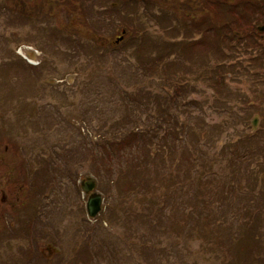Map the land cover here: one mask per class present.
<instances>
[{
    "label": "rangeland",
    "instance_id": "374dc122",
    "mask_svg": "<svg viewBox=\"0 0 264 264\" xmlns=\"http://www.w3.org/2000/svg\"><path fill=\"white\" fill-rule=\"evenodd\" d=\"M90 4H92L90 0L85 2V5ZM94 5L96 8L104 9L108 3L105 0H95ZM238 10L242 11V8ZM9 13V9L0 8V121L7 119L9 115L7 113V110L11 108L9 101H16L23 95L29 97L32 92L28 89L30 87L35 88L45 96L43 101H47L48 109L57 117L55 124L48 128V140L51 141L48 147V156L49 158L56 157L55 152L59 148H63L61 152L66 153L64 160L49 163L47 182H43L40 177L33 178L32 181V191L35 192V195L37 193L39 201H41V194L43 193L42 188L46 189L48 193L46 200L50 202L47 210H49L51 217L44 220L38 219L36 224L29 229L26 228L27 222L24 221L19 224L20 228L17 232V248L19 250L22 249L23 252H26L27 249H33L30 252L33 254L34 250L43 246L44 242L49 241L60 244L63 257L54 258V260L47 262L41 257L37 261L27 257L24 264H138L139 262L145 264L142 255L139 256L137 249L130 243L143 242V234L149 238L150 225L147 223L145 228L140 227V224H145V221L136 220V211L139 206H135L132 210H126L125 203H120L124 199L119 200L120 190L128 185L148 193L151 192L155 184L153 179L157 180V175H155L157 169L160 176L165 178V181L156 182L158 187L167 186L168 184L165 182L170 180L172 174H177L180 177V186L184 185V170L186 168L180 169L175 166L181 164L182 160L185 159L187 154L184 156L182 152L185 151L186 146L196 158L198 156L201 158L204 156L208 159L217 158L213 169L218 172L222 171L224 174L230 172L227 164L231 159V150L237 149L236 151L240 154H248L252 168L259 178L257 185H254V193L257 194L264 190V110L261 109L257 125L254 127L252 125L254 108L251 104V101L254 100L253 80L259 84L257 86L260 87L259 91L261 89L264 93V84H260L263 79H258L254 75L263 72L250 66V69L254 71L249 79L247 76H242L239 70H236L234 77L228 74L230 76L227 78L225 86L223 83L219 86L211 85L209 82L196 83L193 76L189 75V83L174 93V89L169 88L165 81H161L160 84V78H157L159 83L157 89L154 79L144 77L138 69L136 58L130 54L128 49H114L108 53H102V57L96 56V58L91 55V50L85 51L82 50L85 48L80 50L75 48L70 50L69 55L77 54V57L69 58L47 49V34H43L44 40L38 43L41 47L32 39L26 41L24 36L30 31L34 34L33 28L29 23L22 21L19 13L12 15L11 12L10 17ZM120 16L119 14L115 15L117 21ZM77 17L78 14L71 20L69 26L66 23L68 24L70 20L64 16H58L56 20L50 19L51 22L44 24L41 23V19L37 22L33 20V22L37 27L41 24L46 26V31L52 27L60 26L69 30L70 25L75 24L78 20ZM238 28L243 30V27ZM150 29L155 34L164 32L162 27L157 25L151 26ZM85 33L88 32L85 31ZM112 33H100L101 39L104 38L108 42L113 39ZM227 33L228 38H231L230 30ZM171 35L176 36L175 34ZM217 37L218 35L209 33L206 42L224 49L222 51L224 53L222 57H224L220 61L226 64L242 62L245 66L249 64L254 55L251 53V47L242 48L240 53L233 52L230 50L231 41L228 42L225 38L220 43L219 38L216 40ZM21 45L32 47L31 50H24L23 52L34 60L33 65L37 67L35 70L43 68L42 75L32 73L31 77L28 78V73L21 70L22 67L17 66L16 71L15 68L11 70L13 65L5 71V64H10L16 58H22L16 52ZM61 46V48L65 47L63 44ZM79 56L83 59L82 61H79ZM170 59H174V57ZM212 59L210 58L211 61ZM182 61L180 60L178 63ZM181 71L178 70L177 72ZM137 85L140 86V95L136 98L137 102H134L132 89ZM13 89L15 90L12 91ZM125 89L129 92H126ZM156 89L157 92H155ZM144 91L151 92L147 99L143 96ZM151 96L160 101V109L162 110L158 111V107H156L158 104L148 103H153L150 99ZM261 99L257 101V104L262 102ZM173 100L176 102L175 106L172 104ZM125 101L130 108H136V113L133 112L128 117L131 122L130 125L133 126L137 123L133 117L139 120L141 118L140 127L145 132L149 130L147 126L157 130L158 135H160L157 140L165 144L163 145V152L159 154V159H153L155 164L149 162L152 170L136 165L132 167L134 169L130 171L126 169L123 172L117 166V157L114 154L110 153L112 156H108L107 160L101 162L99 160V148L92 147V142L96 139L109 136L111 130L106 132L103 122L110 116L115 117V120L122 116ZM21 103L24 105V102L21 101ZM163 108L166 109V112ZM187 112L193 113L196 119L184 124V121L187 120ZM148 114L149 119H147ZM168 117L172 118L173 124L168 120ZM164 118H166L167 125H163ZM107 122H110V119H107ZM73 127L75 129H71ZM168 128L176 134V137L168 135L167 139L164 138L162 134ZM0 129L5 128L0 125ZM18 130L22 135L21 126H18L17 130L15 129L16 132ZM252 132L256 134L255 140L251 137ZM194 133L198 135L195 138L197 141H193ZM256 140L259 141L255 142ZM58 142L61 144L59 148L53 144H58ZM168 144L173 152L169 150ZM152 146V143H145L139 153L149 159L148 153L154 155L151 150ZM90 149L94 154H98L96 155L98 162H91V156L88 154ZM147 149L148 151H146ZM15 155L16 159L13 162L17 168H20L18 151L15 152ZM191 160L195 164L194 168L200 165L199 160L193 158ZM41 164L39 161H30L27 168L40 171L39 166ZM36 167L37 169H35ZM107 169L110 170V173ZM88 177L94 178L95 187L92 192L85 193L81 188V183L86 181ZM228 180L235 181V187L238 185L244 187V191L247 193L248 207L251 211L244 217L250 216L253 210L256 212L255 214L258 211L262 213L261 218L254 217L255 221L251 228L254 231L259 222L264 223V195L260 196L263 197L262 199L251 195L252 191L247 190L248 183L245 180H242L240 184L238 179L234 177H229ZM226 182L229 186L230 182ZM94 192L100 193L103 197L102 209L95 217H89L86 204L90 194ZM183 195L181 191H177L176 194L172 193L169 199H163L168 204L164 208L169 212ZM157 203H159L158 199ZM255 205L259 206L257 210L254 209ZM226 213V209H221L216 217L213 216L222 223L223 228L226 227V223L223 222ZM240 220L241 217L238 216L235 219L236 224ZM131 226L133 228L130 231L129 227ZM261 226L264 228V225L261 224ZM90 228L93 231H90ZM242 230L245 231L243 228ZM166 241L169 242L165 237L163 244ZM172 241L176 244L177 238L174 236ZM180 242V251L176 249L171 251V257L164 258L161 262L158 260V263L222 264L219 256L227 254L222 252L220 255L216 253L213 256L209 253L208 245L201 249L196 240L191 241L190 250H185L183 249L184 239H181ZM228 244V251H231L233 247L230 243ZM252 245H254V241L247 234L239 241L236 249L242 255L248 256L253 252ZM148 252L151 253V251Z\"/></svg>",
    "mask_w": 264,
    "mask_h": 264
},
{
    "label": "trees",
    "instance_id": "16d2710c",
    "mask_svg": "<svg viewBox=\"0 0 264 264\" xmlns=\"http://www.w3.org/2000/svg\"><path fill=\"white\" fill-rule=\"evenodd\" d=\"M86 1L89 0H1L0 8L9 9V17L11 12L12 15H18L19 13L22 21L31 25L34 34L31 31L28 32L24 36L26 41L32 39L38 44L41 43V40H44L43 34H47V49L55 51L57 54L66 55L69 58L77 57V54L69 55L70 50L75 48L77 50L82 48H85L82 49L85 51L91 50V55L95 57H102V53H108L114 49H128L130 54L136 58L138 69L144 77L154 79L157 89L159 87L157 78H160V84L161 81H165L169 88L174 89V93L189 83V75L193 76L196 83L209 82L214 86L223 83L225 86L227 78L230 75L234 77L236 70H239L242 76L247 77L253 75L254 70L250 69L252 65L258 71L264 70L263 58L258 59L255 63L250 60L247 66L242 62L223 63L220 59L224 57H222L224 49L206 42L208 34L212 33L218 35L216 40L219 38L220 43L225 38L228 42L231 41L230 50L233 52L240 53L242 48H249L250 42H252V31L253 29L256 30L257 25L262 22L261 19L264 14V4L262 5V3L264 0H105L108 5L104 9L96 8L94 5L95 0H90L92 3L90 5H85ZM253 1L256 2L255 8L251 7ZM113 3H116V5L114 6ZM239 8H242V11H239ZM76 14H78V20L75 24L70 25L69 30L60 26L52 27L46 31L47 27L42 26L45 22H51L50 19L56 20L58 16L68 18L70 21L66 25L69 26ZM116 14L121 15L118 21L115 18ZM40 19L42 21L40 26L42 27H37L33 20L37 22ZM154 25L162 27L164 32H161V34L153 33L150 27ZM238 27H243V30ZM122 30H125L123 40L118 44H115L113 39L108 42L104 38L101 39L100 33L113 32L112 37L114 38L121 35ZM228 30L232 33L231 38H228ZM85 31L88 33H85ZM171 34L176 36L174 37ZM61 43L65 46L64 48H61ZM104 45L105 47H103ZM39 47L41 46L39 45ZM262 51H264V47H262ZM182 54L185 55L179 57ZM260 56L262 57L261 53ZM172 57L174 59H170ZM210 58H213L212 61ZM20 59L22 58H16L10 64H5V71L13 65L11 70L15 68L16 71L17 66L22 67L21 70L28 73V78L32 73L42 75L43 68L35 70L37 67L29 64L25 59ZM82 60L79 56V61ZM180 60L183 61L178 63ZM176 68L182 71L177 72ZM257 77L258 79H264V74L258 73ZM139 88L140 86L137 85L132 89L134 102H137L136 98L140 95ZM157 89L155 92H157ZM28 90L32 92V97L31 95L29 97L23 95L16 101L7 100L12 110H7L9 115L7 119L5 118L6 120L0 121V125L4 128H15L16 130L18 126H21L22 135L18 130L16 139L28 137L27 139L31 140L33 146H38L41 157L46 155L49 167V163L64 160L66 155L63 151L61 152L63 148H59L61 144L58 142V144L53 143L59 148L55 152L56 157L49 158L48 156V147L51 142L48 140V128L55 124L57 117L53 112H50L47 103L45 104L47 109H43L46 114L48 113L46 119L40 116L43 111L39 110V113H37L31 109V106L41 104V97L35 94L37 89L30 87ZM125 91L129 92L127 89ZM144 92L143 96L147 99L151 92ZM150 99L153 103L148 102L149 104H158L156 106L158 111L162 110L160 109V101L156 97L151 96ZM21 101L24 102V105ZM172 104L175 106L176 102L173 100ZM137 110H139V107H137ZM163 110L166 112L165 108ZM122 111L124 112L123 115L116 120L113 116L107 118L110 119V122H107V119L104 120L103 124L106 127V132L111 130V133L107 137L102 136L93 141L92 147L99 148V160L101 162L114 154L117 157V166L123 172L126 169L129 171L134 169L132 167L136 165L151 169L149 162L155 164L153 159H159V154L163 152V145L165 144L157 140L160 136L157 130L147 126L149 130L145 132L140 127L141 118L139 120L133 117L137 123L133 126L130 125L131 122L128 117L131 116V113H136V108H130L125 101ZM186 114L188 115H186L187 120L184 121V124L196 119L193 113L187 112ZM83 117L86 118V116ZM149 118L148 114L147 119ZM168 120L173 124L172 118L168 117ZM163 125H167L166 118H164ZM162 135L166 139L168 135L176 137V134L171 132L170 128ZM197 136L194 133L193 141H197L195 140ZM145 143L153 144L151 150L154 155L148 153L149 159H152L151 161L139 153ZM169 150L173 152L170 147ZM200 150L202 151V149ZM236 150H231V159L227 164V168L230 169L227 174L230 175L213 169L217 158L208 159L204 156L196 158L186 146L185 151L182 152L184 156L187 154L185 159L182 160L181 164L175 166L180 169L186 168L184 170V185L180 186V177L177 174H172L170 180L165 182L168 184L167 186L158 187L156 182L159 180L165 181V178L160 176L157 169L155 174L157 180L153 179L155 184L151 192L148 193L128 185L120 190L119 200L124 199L120 203H125L126 210H132L135 206H139L136 211V220L145 221V224H140V227L145 228L147 223L150 225L149 238H146L143 234V242L130 243L137 249L138 255H142L145 264H161L158 263V260L161 262L164 258L171 257V251L175 249L180 251L181 239H184L183 249L185 250H190L191 241L196 240L201 249L206 248V245H208L209 253L213 256L216 253L220 255L222 252H226V255L219 256L222 264H264V253H262L264 250V228L261 226L264 223L259 222L254 231L251 230L255 221L254 217L261 218L262 213L258 211L255 214L256 212L253 210L250 216L244 217L251 211L248 207L247 193H245L244 187L241 185L235 187V181L232 182L228 178L238 179L239 184L242 180H245L248 183L247 190L252 191L251 195L259 199L263 198L260 196L264 195V190L257 194L254 193V187L259 179L258 175L252 168V162L248 154H240ZM88 154L91 156L92 163L98 162L96 160L98 154H94L92 150ZM191 158L199 160L200 165L194 168L195 164H193ZM107 171L110 173L109 169ZM226 181L230 182L229 186ZM177 191H181L184 195L168 212L164 208L168 204L163 199H169V196L172 193L176 194ZM157 199L159 203H157ZM258 207V205H255L254 209L257 210ZM221 209L227 210L223 218V222L226 223L224 228L218 219L213 218V216L218 215ZM238 216L241 217V220L236 224L235 219ZM132 228L133 226L129 227V230L131 231ZM90 231H93V229L90 228ZM247 234L253 239L254 245L251 246L253 252L248 256H244L236 247ZM174 236L177 238L176 244L172 241ZM165 237L169 242L166 241L163 244ZM228 243L233 247L231 251H228ZM148 251H151V253ZM146 260L148 261L146 262ZM138 264H142V262Z\"/></svg>",
    "mask_w": 264,
    "mask_h": 264
},
{
    "label": "flooded vegetation",
    "instance_id": "af4514ba",
    "mask_svg": "<svg viewBox=\"0 0 264 264\" xmlns=\"http://www.w3.org/2000/svg\"><path fill=\"white\" fill-rule=\"evenodd\" d=\"M255 6L256 2L253 1L251 7L255 8ZM261 21L257 25L256 30L253 29L252 42H250L254 61L261 58L264 60V51H262V47H264V29H258L259 26H264V14ZM258 85L256 80H253L252 86L255 98L253 97L254 100L251 101V104L254 108L256 125L261 109L264 110L262 108L264 99H261L264 98V93L261 89L259 91L260 87H257ZM35 94L40 95L41 104H36L30 108L39 113V110L47 109V106H45L47 101H43L45 96L39 93L38 90L35 91ZM259 99L262 102L257 104ZM46 115L45 111L40 114L44 119H46ZM5 129H0V264H24L27 257L35 261L41 257L45 262L52 261L54 258H62L61 246L55 242H44L43 246L34 250L36 253L33 252V254H30L33 249H27L26 252H23L22 249L19 250L17 248V232L21 222H28L26 228L29 229L36 224L38 219L44 220L51 217L49 210H47L50 202L46 200L48 198L46 189L42 188L41 201H39L37 193L35 195V192L32 191L33 178L40 177L43 182H47L48 159L46 155L41 157L38 146H33L31 140L27 139L28 137L16 139V131L14 129L8 128L6 131ZM253 135L255 136L256 134L253 133ZM16 151H18L20 157V168H17L13 162L16 159ZM30 161L41 162L40 171L27 168Z\"/></svg>",
    "mask_w": 264,
    "mask_h": 264
},
{
    "label": "water",
    "instance_id": "95a60500",
    "mask_svg": "<svg viewBox=\"0 0 264 264\" xmlns=\"http://www.w3.org/2000/svg\"><path fill=\"white\" fill-rule=\"evenodd\" d=\"M259 29L262 30L264 29V27H260ZM254 123L256 124V120L254 121ZM94 187H95V180L93 178H90L87 181L82 183V189L85 193L92 191ZM102 202H103V198L101 194L96 192L90 195L87 201V205H86L88 215L90 217H95L100 212Z\"/></svg>",
    "mask_w": 264,
    "mask_h": 264
}]
</instances>
